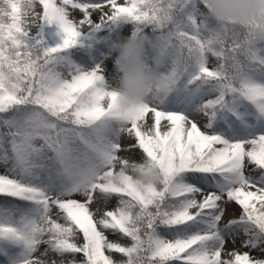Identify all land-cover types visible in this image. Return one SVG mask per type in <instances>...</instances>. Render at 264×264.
Masks as SVG:
<instances>
[{
    "label": "snow or ice",
    "instance_id": "obj_1",
    "mask_svg": "<svg viewBox=\"0 0 264 264\" xmlns=\"http://www.w3.org/2000/svg\"><path fill=\"white\" fill-rule=\"evenodd\" d=\"M6 4L0 264H264V22L218 23L207 0ZM124 23L150 29L179 77L128 110L104 66L74 59ZM145 169L162 181L141 186L132 173Z\"/></svg>",
    "mask_w": 264,
    "mask_h": 264
},
{
    "label": "clouds",
    "instance_id": "obj_2",
    "mask_svg": "<svg viewBox=\"0 0 264 264\" xmlns=\"http://www.w3.org/2000/svg\"><path fill=\"white\" fill-rule=\"evenodd\" d=\"M207 3L210 15L218 23L244 26L253 20L264 22V0H207ZM23 7L28 10L26 2ZM0 9H7L6 0H0ZM5 20L0 15V22ZM149 49L153 52L150 64L145 60ZM115 51L119 55L120 75L119 83L112 90L125 110L144 104L150 97L162 96L179 79L167 67L168 51L147 32L120 40L115 44ZM75 174L85 184L93 179L91 172L84 168H77ZM132 175L141 186L159 184L163 179L158 169H145Z\"/></svg>",
    "mask_w": 264,
    "mask_h": 264
},
{
    "label": "rangeland",
    "instance_id": "obj_3",
    "mask_svg": "<svg viewBox=\"0 0 264 264\" xmlns=\"http://www.w3.org/2000/svg\"><path fill=\"white\" fill-rule=\"evenodd\" d=\"M121 3H125L126 0H120ZM76 19L82 18V13H80L78 10L73 13ZM98 13L93 14V19L98 20ZM55 32H58V28L55 26ZM36 30L33 29V33ZM134 33V27L131 24H119V25H113L110 28L102 30L98 35L93 37L91 41V47L86 50V54L88 56V60L85 56H83L82 53L75 52L74 51V59L77 60V62L83 63L86 67L94 68L96 65H102L105 67L104 76H105V82L110 87H115L119 83V75H120V61H119V55L115 51V44L119 42L122 39H126L130 36H132ZM151 36V35H150ZM154 38V37H153ZM153 55V52L151 49L148 50V52L145 54V60L149 64L151 63V57ZM215 60L214 58H211L210 60V66H214ZM165 122H162V124ZM203 124V121L201 120V126ZM122 142L124 144H129L132 142L130 138H123ZM122 156L127 157V152H122ZM139 160V152H137L136 157L133 159V162H138ZM0 171H3L2 166H0ZM116 201L113 200L112 203L108 205V209H111L115 206ZM92 209L95 210L97 205L94 203L92 206ZM237 212L239 213L238 206H233ZM109 238L116 240L118 239L117 236L109 234ZM227 248L232 249L233 244L231 241H229L226 245ZM237 250L245 251L247 249H244L240 243L239 240L237 241V244L235 245ZM254 255H258V253H252Z\"/></svg>",
    "mask_w": 264,
    "mask_h": 264
},
{
    "label": "trees",
    "instance_id": "obj_4",
    "mask_svg": "<svg viewBox=\"0 0 264 264\" xmlns=\"http://www.w3.org/2000/svg\"><path fill=\"white\" fill-rule=\"evenodd\" d=\"M54 30V31H53ZM46 31V34L48 35L49 37V43L52 44V45H55L57 43H60V38L59 36L56 35V32H55V28L54 26H49L45 29ZM146 32L151 35L152 37L155 38V34L149 29V30H146ZM138 162H142V161H138Z\"/></svg>",
    "mask_w": 264,
    "mask_h": 264
}]
</instances>
